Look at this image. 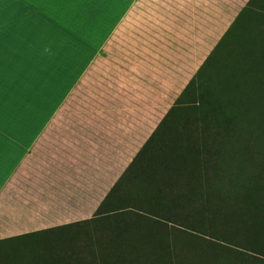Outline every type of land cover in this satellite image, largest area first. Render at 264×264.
I'll list each match as a JSON object with an SVG mask.
<instances>
[{
    "label": "trees",
    "instance_id": "1",
    "mask_svg": "<svg viewBox=\"0 0 264 264\" xmlns=\"http://www.w3.org/2000/svg\"><path fill=\"white\" fill-rule=\"evenodd\" d=\"M0 264H264V0H248L90 218Z\"/></svg>",
    "mask_w": 264,
    "mask_h": 264
},
{
    "label": "crops",
    "instance_id": "2",
    "mask_svg": "<svg viewBox=\"0 0 264 264\" xmlns=\"http://www.w3.org/2000/svg\"><path fill=\"white\" fill-rule=\"evenodd\" d=\"M138 1L122 0L92 22L52 6L37 19L33 44L37 59L30 70L39 74L45 87L28 118L6 144L0 177V239L90 218L131 160L127 156L114 179L101 187L105 182L98 179L97 161L100 157L123 160L122 156H107L116 149L112 141L121 144L131 136L130 127L109 121L53 118ZM194 1L210 0L161 2L186 17ZM247 1L228 0L221 11L234 9L233 20ZM8 8L5 5L6 11ZM116 152L123 155V150ZM102 170L100 176L105 178L109 172Z\"/></svg>",
    "mask_w": 264,
    "mask_h": 264
},
{
    "label": "rangeland",
    "instance_id": "3",
    "mask_svg": "<svg viewBox=\"0 0 264 264\" xmlns=\"http://www.w3.org/2000/svg\"><path fill=\"white\" fill-rule=\"evenodd\" d=\"M161 1L136 3L128 20L53 118L65 122L109 121L130 127L133 133L129 138L119 140L121 144L112 141L123 155L114 148L107 156H122L123 160L100 157L97 161L98 179L105 182L101 187L114 179L126 157H132L149 136L235 12L222 13L221 7L227 6L228 0L194 1L186 17H181L165 5L168 1ZM103 168L109 172L105 178L100 176Z\"/></svg>",
    "mask_w": 264,
    "mask_h": 264
},
{
    "label": "snow or ice",
    "instance_id": "4",
    "mask_svg": "<svg viewBox=\"0 0 264 264\" xmlns=\"http://www.w3.org/2000/svg\"><path fill=\"white\" fill-rule=\"evenodd\" d=\"M122 0H0V177L6 144L25 122L45 87L39 74L30 70L36 21L50 10L67 9L87 22ZM5 5H9L5 10Z\"/></svg>",
    "mask_w": 264,
    "mask_h": 264
}]
</instances>
